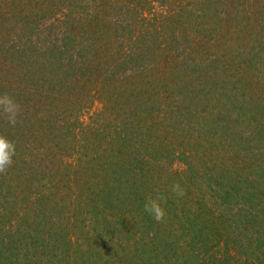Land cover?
<instances>
[{"label": "trees", "instance_id": "trees-1", "mask_svg": "<svg viewBox=\"0 0 264 264\" xmlns=\"http://www.w3.org/2000/svg\"><path fill=\"white\" fill-rule=\"evenodd\" d=\"M3 93L0 264H264V0H0Z\"/></svg>", "mask_w": 264, "mask_h": 264}, {"label": "clouds", "instance_id": "clouds-1", "mask_svg": "<svg viewBox=\"0 0 264 264\" xmlns=\"http://www.w3.org/2000/svg\"><path fill=\"white\" fill-rule=\"evenodd\" d=\"M21 106L8 93L0 94V114H2L10 127H15L20 121ZM16 153L15 144L6 136L0 135V174H5L14 163L13 157ZM171 192L177 197H183L185 192L179 183L171 186ZM166 202L163 195L158 198L148 197L144 203V211L156 222H162L166 212L162 206Z\"/></svg>", "mask_w": 264, "mask_h": 264}]
</instances>
